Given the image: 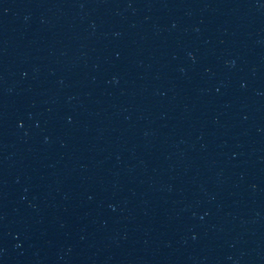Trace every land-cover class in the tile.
<instances>
[{"label":"water","instance_id":"95a60500","mask_svg":"<svg viewBox=\"0 0 264 264\" xmlns=\"http://www.w3.org/2000/svg\"><path fill=\"white\" fill-rule=\"evenodd\" d=\"M0 264H264V0H0Z\"/></svg>","mask_w":264,"mask_h":264}]
</instances>
